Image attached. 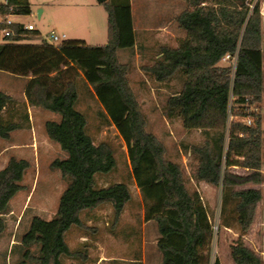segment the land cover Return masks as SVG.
<instances>
[{"label": "trees", "instance_id": "trees-1", "mask_svg": "<svg viewBox=\"0 0 264 264\" xmlns=\"http://www.w3.org/2000/svg\"><path fill=\"white\" fill-rule=\"evenodd\" d=\"M104 3L106 44L83 39L52 43L23 22L7 23L11 15L32 13L30 0H0V39H4L0 70L30 77L26 97L31 105L59 114L58 119L46 120L45 128L67 154L51 163L66 181L58 208L50 219L32 218L16 246L20 257L15 264H64V256L87 259V242L71 247L68 231L73 226L94 230L84 212L104 203H111L112 227L116 226L133 200V181L141 190L145 219L157 223L159 264H221L203 252L215 235L208 208L200 193L188 188L183 166L167 157L166 144L147 129L148 117L128 77L130 62L120 60V49H131L132 56L136 46L132 1ZM188 4L177 16L186 37L178 46L162 44L154 63L143 67L158 81L176 74L182 78L181 89L167 99V113L170 117L178 113L185 128L200 129L205 135L203 143L190 147L198 158L193 177L222 188L220 217L231 226L229 216L235 215L241 233L231 246L235 263L264 264L262 254L243 239L264 199V17L259 4L251 10L248 0H188ZM7 29L10 33L3 34ZM229 53L238 54L236 65H221ZM83 89L97 99L98 113L116 126L128 148L129 175L106 186L98 178L117 169L116 148L108 140L97 143L88 132V117L78 108ZM12 101L0 90L4 139L22 127L19 121L4 118ZM30 166L27 158L12 156L0 170V235ZM236 166L250 171L236 173Z\"/></svg>", "mask_w": 264, "mask_h": 264}, {"label": "rangeland", "instance_id": "rangeland-1", "mask_svg": "<svg viewBox=\"0 0 264 264\" xmlns=\"http://www.w3.org/2000/svg\"><path fill=\"white\" fill-rule=\"evenodd\" d=\"M136 40L143 44L139 48L140 59L130 55L131 49L119 50L120 60L130 62L128 77L135 91L142 110L148 117L147 129L154 132L167 147V157L179 162L185 170L188 188L197 191V181L193 172L198 165V158L190 150L191 145L201 144L205 135L200 129H187L182 117L167 113V99L182 87V78L176 74L167 81H158L154 75L144 69V65L153 64L160 46L168 44L178 46L186 37V32L179 26L177 16L189 6L188 0H131ZM32 13L11 15L12 21L33 24L35 29L48 41L52 32L67 34L66 39H83L90 44H106L108 41V13L104 2L98 0H30ZM260 9H264V0H259ZM264 17V14H262ZM264 30V19H263ZM4 34V32H3ZM3 36L0 43L3 42ZM53 43V42H52ZM221 65L232 64L233 60H222ZM138 69H141V71ZM143 80L145 84H139ZM84 90V89H83ZM20 96L16 100L20 101ZM33 106V105H31ZM78 108L85 110L90 132L96 142L110 141L116 148L118 167L110 174L99 175L101 184L122 180L130 172L128 148L114 124H107L98 113L101 106L97 99L87 91H82ZM59 117L58 113H53ZM264 129V99L262 101ZM4 118L19 121L22 127L15 130L10 139L0 137V170L6 166L12 156L27 158L31 166L22 181L23 188L11 200L10 211L5 215L7 228L0 235V264H15L20 257L16 248L22 235L30 226L35 215L51 218L58 208L59 197L66 186V181L59 169L51 166L57 157H65L59 143L49 138L43 123L39 125V114L33 123L26 125L22 109L16 112L9 107L3 112ZM13 116V117H10ZM35 115V114H34ZM100 121L103 123L98 128ZM236 173L246 174L250 170L233 167ZM263 170H264V132H263ZM194 178V180L192 179ZM200 194L207 206L213 225H218L214 239L203 252H209L212 260L221 259V264H236L231 253V246L240 237V228L235 215L229 216L230 228L223 224L220 217L222 188L212 185L207 193L204 186ZM264 192V184L261 185ZM134 199L127 205L120 222L112 227L113 212L111 203H104L99 208L84 212V219L94 230L73 226L67 233L71 247L78 248L87 242V259L63 257L64 264H159L162 253L157 250L159 235L157 223H148L145 219V205L138 186L133 183ZM259 212V219L243 236L245 242L253 246L264 256V201ZM209 248V249H208ZM160 255V259H159ZM136 256L140 260L133 261ZM264 258V257H263ZM159 261V262H158Z\"/></svg>", "mask_w": 264, "mask_h": 264}, {"label": "crops", "instance_id": "crops-1", "mask_svg": "<svg viewBox=\"0 0 264 264\" xmlns=\"http://www.w3.org/2000/svg\"><path fill=\"white\" fill-rule=\"evenodd\" d=\"M143 47V44L142 43H139V40H136V46H135V49L133 51V55L132 57L136 56V59H137V62L139 61L140 59V52H139V48ZM141 71V69H138V71ZM30 77H27V76H21V75H16V74H12L10 72H7V71H3V70H0V90H3L5 91L7 94L11 95L13 97V101L8 105V107L10 108V110L13 112H16L18 109H22V112H23V120L25 122L26 125H29L30 123H33V120H34V116H38L39 114V125L41 123H43L44 125V128H45V122L46 120L48 119H58L59 117L55 114H53L54 112L53 111H50V110H47L45 108H42L40 106H31V104L29 103L27 97H26V94H25V88H26V84L28 83V80H29ZM132 84V83H131ZM139 84H145V82H143V80H141V82ZM19 95L21 98H20V101L21 102H18L16 100V96ZM35 114V115H34ZM10 117H13L10 115ZM22 124V123H21ZM103 127V123H99L98 124V128L101 129ZM46 130V128H45ZM47 133V131H46ZM264 171V170H263ZM192 179L194 180V178L192 177ZM116 181H120V180H116ZM115 182V181H113ZM100 183V182H99ZM133 183H135L134 181L131 182L130 186H131V189H132V185ZM110 184V181L107 180V183L105 184H101L100 185H103V186H106ZM264 184V183H263ZM137 185V184H136ZM197 185V191H201L200 190V185L201 186H204L205 187V191L207 193H209L211 191V188L212 187V184L210 183H207L205 181H199V184L196 183ZM139 189V187H138ZM140 191L141 193V190H138V192ZM132 192H133V189H132ZM201 195V194H200ZM202 197V196H201ZM133 199H134V192H133ZM143 200V199H142ZM264 201V199H263ZM261 201L257 207V210H256V216H255V220H254V223L253 225L258 221L259 219V208L262 204ZM101 206V205H100ZM100 206L96 207L95 209L99 208ZM112 206V205H111ZM93 209V210H95ZM126 210V209H125ZM92 211V210H90ZM124 214V213H123ZM123 217V215H122ZM148 223H152L153 220H149L147 221ZM259 222H260V219H259ZM257 222V223H259ZM227 228H230V226H226ZM158 230V229H157ZM159 236V235H158ZM246 236V235H244ZM158 238V237H157ZM246 241V240H245ZM248 244V243H247ZM249 245V244H248ZM251 248H253V246L249 245ZM255 251H257L255 248H253ZM258 252V251H257ZM264 257V256H263ZM159 259H160V255H159ZM137 260H140V257L136 256L135 258H133V261H137ZM221 261V259H220ZM159 262V261H158Z\"/></svg>", "mask_w": 264, "mask_h": 264}, {"label": "built area", "instance_id": "built-area-1", "mask_svg": "<svg viewBox=\"0 0 264 264\" xmlns=\"http://www.w3.org/2000/svg\"><path fill=\"white\" fill-rule=\"evenodd\" d=\"M2 1H6V0H2ZM258 1L259 0H248V3L250 5V8L251 10H254V8L256 7V5L258 4ZM261 13L264 14V9H260ZM13 21L9 18L7 20V23H12ZM25 28L26 29H35L34 25L33 24H29V25H25ZM5 34H9L10 33V30H5L4 31ZM50 40L53 42V43H58V42H61L63 41L64 39L67 38V34H62V35H59L57 34L56 32H52L49 36ZM237 57H238V54H227L223 59L224 60H233V63H234V66L236 65V62H237ZM248 122H251L250 119H248ZM264 172V171H263ZM218 225H213V228H214V231L218 229Z\"/></svg>", "mask_w": 264, "mask_h": 264}, {"label": "water", "instance_id": "water-1", "mask_svg": "<svg viewBox=\"0 0 264 264\" xmlns=\"http://www.w3.org/2000/svg\"><path fill=\"white\" fill-rule=\"evenodd\" d=\"M98 1H100V2H105V1H107V0H98Z\"/></svg>", "mask_w": 264, "mask_h": 264}]
</instances>
